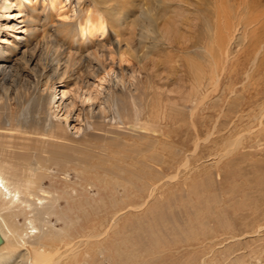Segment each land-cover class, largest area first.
Instances as JSON below:
<instances>
[{
  "label": "bare ground",
  "instance_id": "6f19581e",
  "mask_svg": "<svg viewBox=\"0 0 264 264\" xmlns=\"http://www.w3.org/2000/svg\"><path fill=\"white\" fill-rule=\"evenodd\" d=\"M94 1V5L99 8L110 2V14H114L116 19H119V16L124 20L129 17L130 11L120 13L118 10V0H107V3H104V0ZM195 7V3L189 0H148L141 5L139 17L131 28L134 36L140 41H148L149 46L141 45V50H147H143L141 57L138 55L140 61L150 58L157 44L161 43L168 44L170 48L180 52L182 59L170 58L166 61L169 72L167 76L156 69V75L148 74L150 80L145 85L146 108H143L140 103L142 100L139 101L136 93L130 89V110L118 103L119 94L116 93L109 95L106 100L107 107L100 108L104 112L105 108H109L114 114L115 122L123 123L131 116L127 129L136 132L139 140L132 152L135 159L138 157L135 161L142 166H139L142 172L139 174L138 171L133 175L137 181L127 179L129 184L136 188L134 193L122 187L124 192L116 194L119 181H109L107 174H104L95 175V183H88L96 185L104 193L88 196L85 194L88 186L83 182L70 181L67 175L59 177L52 173L53 165L60 168V173H67L72 169L77 172H98L99 168H102L105 173L110 170L93 163L96 157L92 156L89 147L85 144L76 146L70 143L63 127L55 124L50 93L41 92L40 88H37L35 97L23 105L14 119L7 118L4 124L0 123V264H133L137 261V255L143 253L148 254L145 255L148 258L142 264H152L158 255L162 257L163 254L175 257L174 263L170 264H264V201L259 204L243 201V197H238L236 201L232 198V201L225 204L224 193L207 191L210 178L208 183L201 179V176L208 172L201 173L203 168L206 169L209 165L217 170L222 159L228 157L237 160L238 164L250 163L246 164L244 169L241 168L242 176L260 174L259 177H263L264 158L256 159L250 153L252 160L247 161L245 152L241 154V150L248 141L246 146L253 147L252 151L264 149V100L255 107L256 109L249 111L252 112L249 114H253L251 120L257 122L259 129L257 127L254 130H245L246 132L239 133L240 135L224 139L222 144L221 138L217 139L221 136V115L229 112L237 115L238 120L243 118L240 116L241 104L238 102L239 99L242 100L243 95L238 93L239 90L233 82L222 81L227 60L232 54V45L236 44L240 48L242 42L248 38L247 25L242 24L240 28L234 25L229 30L225 28L224 22L223 26L220 25L222 30H219L220 33L216 37L215 20L206 18L208 15L204 14L205 11L202 15L199 14V9ZM188 10L192 11L191 15L185 17ZM37 12L34 7L31 23L29 21L23 29L26 34L22 37L26 42V49L30 51H33L38 42L35 39L33 42L29 37L38 36L40 20L47 18ZM102 18H87L73 33L69 24L55 27L56 44L61 41L64 45L68 44L72 50H90L91 58L101 65L100 49L102 55L112 53L117 48L115 37L94 40L89 37L84 39L82 35L99 33L98 37L104 36L107 30ZM160 20L164 21L162 26ZM201 24L206 27V40L202 41V44L198 38L193 39ZM21 43L17 41L14 44L15 49H9V52L14 54ZM252 45L250 43L247 47H253L252 52L250 51L252 55L249 54L254 66L264 50V33L259 35ZM94 46L98 49L92 51ZM245 49L244 52L247 53L248 49ZM72 50H61L56 55V61L61 63L64 60L65 64L59 65L58 70L52 69L57 78L69 73L71 65L78 64V52ZM7 52L5 48L0 47V76L10 79L9 82L2 79L4 82L0 83V105L5 111L13 99L8 96L12 83H15V91H20L16 78L19 72L6 63ZM35 57L34 51L31 52L27 60L23 58V64L30 68ZM29 73L33 71L29 70ZM43 75H48L45 69ZM244 75L242 85L248 87L253 73L246 68ZM118 77L122 80L123 75L119 74ZM158 79L160 83L157 82ZM227 88L233 100L227 110L223 111L219 109V101L223 99L224 93L228 92ZM32 107L35 108L34 112ZM209 107L214 109L211 125H208V118L213 112L207 110ZM183 129H186L187 138L191 140L178 144L176 137L179 132H184ZM255 133L256 136L252 137ZM132 136L135 137L133 133ZM189 141L195 146L194 150L188 145ZM207 145V154L200 156L199 150ZM103 151L104 149L97 153ZM105 152L103 154L108 155ZM237 153L242 157H234ZM257 154L260 155L261 152ZM208 159L211 161L206 162ZM168 170H172L169 175L166 174ZM195 171L196 174L198 171L197 176ZM47 176L53 178V184L45 186L44 179ZM163 178L167 180L164 182ZM83 180L87 181L86 178ZM167 182L174 183L175 186H172L175 189H170L171 192L168 188L169 194L165 192L169 195L167 199L160 196L159 203L150 209L151 215L146 217L149 211L146 212L144 218L136 219L135 224L121 235L120 224L125 215L133 214L153 201L159 192L167 189ZM145 183L149 184L148 188H145ZM71 189L77 192L76 196L71 195ZM136 191L140 192V195L135 198L133 195ZM237 191L241 192L240 188ZM203 199L207 201L204 202ZM198 201L203 202L205 206L201 208L203 203ZM236 203L242 205L237 214L238 218L233 215V221L227 225L213 224L216 221L212 219V213L215 215L217 211L224 210L232 214L237 210L234 206ZM54 216H59L66 225L57 228L53 222ZM86 222L88 226H85ZM191 224L192 227L188 228ZM250 239L260 240L251 242ZM138 242H144L146 247L142 246L136 251L135 245ZM128 244L133 246L132 250L124 248Z\"/></svg>",
  "mask_w": 264,
  "mask_h": 264
},
{
  "label": "rangeland",
  "instance_id": "374dc122",
  "mask_svg": "<svg viewBox=\"0 0 264 264\" xmlns=\"http://www.w3.org/2000/svg\"><path fill=\"white\" fill-rule=\"evenodd\" d=\"M147 1L148 0H118L119 4H117L118 6L117 8L120 11V13L123 11L125 13L130 11L129 17L126 20H124V18L121 16L118 17L119 19H116L114 14L113 15L110 14L109 4H108L110 2L107 3V0H104V3H107V5H103L100 8L97 7V5H94L95 4L93 3L95 2L94 0H0V47H2L3 49L5 48L8 51L6 53L8 55V58L6 59L7 60L6 63L11 65V67H13L14 70H18L19 72V76H17L16 78L19 84L18 87L20 89L19 92H16L15 83H12V87L9 90L8 96L12 97L13 99L9 102V108L6 111L5 108L0 105V123L4 124L7 118L14 119L17 116V114H19V110L23 107V105L27 104L29 100L35 97L34 94L37 92V88H40L41 92L44 91L47 94L50 93L52 95L51 106L53 108L52 111H54L55 114V116L53 117L55 124L59 127L60 126L63 127L64 131L66 132L67 139L70 141V143L75 144L76 146L85 144L89 147L88 149L89 151H91L90 153L92 154V156L96 157L95 160L93 159V163L100 164L103 168H107L108 170H110V172L105 173L104 169L99 168L98 172L95 171L90 172L88 170V171H83L84 172L83 173L80 172L79 170L77 172V170L72 169L67 173H60L59 171L60 168L58 166L53 165L51 167L52 173L57 174L59 177L67 175V178L70 181L76 180L79 182H83V184L87 185L88 190L85 191V194L88 196H96L99 193L100 194L104 193L103 190H101L99 187H96V185L88 184V183H95L94 182L95 175L107 174L109 181H111L112 179L118 180L120 183L118 187L120 189L117 188L116 194H119L124 192V189L121 190L122 187H125L129 191H132L134 193V190H136V188H134V186L129 184L127 179L129 178L135 182L137 181V179L133 175L135 173H138V171L139 174L142 172L140 168L142 166H140L139 162L135 161L137 160L138 157H136L135 159V156L132 152L133 148L139 142V140L137 139L138 138L137 134L136 132H132L131 130L127 129L131 121V116L129 119H125L123 123L117 121L115 122L113 119L114 114L109 110V108H105L106 109L105 112L100 110V108L105 106L107 107L108 104L106 103V100L108 99L109 95L116 93L119 94L118 103L125 106L126 110H130V102H131L130 98L132 97V94L129 93V89L131 91H134V93H136V95L135 94L134 95L138 97L139 101L142 100V102L140 103L143 106V108H146L147 101L145 96L146 94L145 85L147 84V81L150 80L148 74L156 75L155 71L159 70L162 73H164L165 76H167L169 72L167 71L166 61L170 58L182 59L181 57L182 54H180V52L170 48L168 44L161 43V44H157L155 49L150 54V58L142 59L141 60L142 62L140 61L141 59L140 57L142 56L143 50L144 51L147 50L146 48L141 50L142 47L141 45L145 44L149 46L148 41H144V42H142L143 40L140 41L139 38L134 36V33H132L131 28L134 27V21H136L137 17H139L141 11L140 10L141 5ZM189 1H193L195 3L196 5L195 8L199 9V14L202 15V13H204L205 11L204 14L208 15V17L206 16V18L215 20L214 22H215L216 37L217 34L220 33L219 30L220 31L222 30L221 26L224 25V22L226 24L225 28L227 27L229 28V30H231L234 25H237V28L242 27L243 26L242 24L247 25L246 35L248 36V38L242 42L241 46H239L240 48H238L236 44L232 45L230 49L231 50L230 54L232 53L233 55L231 54L230 59L227 60L228 62L226 63L225 74L222 81L224 83H229L230 81L233 82V84L237 86L239 90L238 93H240V95L241 94L243 95L242 100L241 99H239L240 101L238 100V102H240L239 104H241L240 112H242V115L240 116H243V118L241 120H238L237 115L229 112L220 116L221 136L217 137V139L221 138V144H222L226 139L228 138L230 139V137L237 136L239 133H243L245 130L248 129L254 130L255 128L258 127L257 122H253V120H251L253 114H249L252 113L249 111L257 107V105L264 100L263 99L264 98V50L261 52L259 61L256 62V64L253 66V60H250L253 47L249 46L250 48L249 49L247 46L250 43L252 45L256 41V39L259 38V35H262L264 33V25H263L264 0H189ZM90 5L92 6L94 5V6L92 7ZM34 7H36L37 9L38 11L37 13L39 14L42 13V15L47 16V18L43 17L40 20V26L37 31L38 36L35 38L34 36L29 37V39H31L33 42L36 40L38 43L36 42L37 44L35 43L36 45L32 49L34 51V54L36 55L35 61H33L30 64V68H28L26 65L23 64L24 62L23 58L27 60L30 56V53L33 51L26 49V42H24L22 36L26 34V32H23L24 27L29 24V21L31 23V13ZM191 12L192 11L188 10V12H185L184 16L186 17V15H191ZM98 17L101 18L103 17L102 19L105 21V26L107 30L105 35L104 36L99 35L98 37L99 33H95V34L91 33V35L90 34L82 35V38L87 39V37H89L94 40H97V39H105L108 36H113L115 37V41L117 43V48L114 49V51L110 54L106 53L102 55L100 49L99 55L102 61L101 65H99L97 61H94V59L91 58V56L89 55V52H91L90 50L84 48H78L77 50L76 49L72 50L71 48H69L68 44L64 45V43L61 41L58 44H56L57 41H56L55 27H58L61 24L62 25L69 24V26L71 27L70 29H72L71 32L73 33L74 29L79 28V26L83 24L87 18H90L91 20L93 19L95 20ZM240 19L242 21H240ZM41 21L44 22L42 23ZM239 21L241 24L239 23ZM159 23H161L162 26L164 21L160 20ZM198 30H199L198 34L197 33L194 34L195 36L193 35V39L198 38L202 44V41L204 42L206 40L204 34L206 27H204V25L201 24ZM201 37L204 38L202 39ZM17 41H21L22 43L18 45L16 52L14 54H11L9 52V49H15L14 44ZM88 45H90V42ZM245 48L248 49L247 53H245L246 52ZM66 49L69 51L72 50V52L73 51H76V53L78 52L77 57L79 58V61L77 65L73 64L70 66L69 73L60 75L61 77L63 76L65 78H60L59 76L60 78L59 79L53 74L52 69L55 68L56 70H58L59 65H65L63 63L64 60L61 61V63L60 62L58 63L55 57L61 50H66ZM96 49H98V47L94 46L92 51H95ZM138 50L139 52H136ZM138 55H140V57ZM224 59L225 58H223V60ZM154 62L155 64H153ZM222 64H224L223 61L221 62V65ZM244 67H246L248 70H251V72L253 73L254 79L252 78L250 84H248L250 86L248 87L246 86L243 87L242 85L243 83L242 81L244 79L245 76L244 74L246 70V68ZM43 69H45V72H47L48 75H43ZM29 70H32L33 73H29ZM119 74L123 75L122 80L120 78L121 76L118 77ZM48 76L49 77L51 76V79H49ZM7 78H3L2 76H0V83L4 82L2 79L7 80L9 82L10 79ZM157 82L160 83V80L158 79ZM226 91H228L229 93L228 92L224 93L222 97L223 99L219 101V109L220 110L223 109V111L224 109L227 110V107L231 105L230 102L233 100V97L232 100L230 98L231 95L230 90L227 88ZM165 98L166 97H164V99ZM34 109L35 108L32 109V112H34ZM207 110L213 112L212 116L208 118V125H211L214 119L213 117L214 109L209 107L207 108ZM247 114H249V116ZM183 130L184 132L183 133L179 132V135L176 137V141L178 144H182V141L186 143L185 140L188 141L190 139L187 138L188 133H185L186 129ZM124 132H126V134ZM132 133L135 135V137L132 136ZM253 136H256V133L252 135V137ZM181 137H185L186 139ZM202 137H206V136L202 135ZM262 137L264 138V135H262ZM119 139L120 140L123 139V140L120 141ZM125 139H127L128 141L130 140V142H127V140ZM135 140L137 141L135 142ZM248 142H246L245 148L241 150V154L242 153L244 154L245 152L247 161L252 160V156L256 159H258V157L264 158L263 157L264 149L262 151L257 149L258 152L254 150L252 151L253 147L246 146L248 145ZM122 143H126V144H122ZM129 144H131V146ZM188 145L191 146L192 150L195 149V146L191 145V142L190 144L188 143ZM208 147L209 145L203 147L201 151L199 150L200 156H203V154H207ZM100 148L102 150L104 149L103 153L106 151L105 154L108 155H104L102 152H99L98 154L97 153L98 151H102ZM259 152L263 154L262 157H260L261 154L260 155L257 154ZM100 153L102 155H100ZM250 153L253 155L251 156ZM241 154L240 155L238 153L237 155L234 154L235 155L234 157L238 159V157H240ZM130 156H132L131 159ZM97 157L98 159L100 157V159L98 160ZM209 161H211V159L206 160V162ZM237 162H238L237 160L228 157L225 160L222 159V161L219 163L221 165L217 168V170H215L214 167L209 165L206 169L203 168V171H201V173L204 171H208V172L207 174L201 176L202 181L206 183L210 181L207 186L208 188L207 191L209 192L213 191L212 193H216V194L220 192L224 193V200L226 202L225 204L229 203L232 200L236 201V198L238 199V197L239 198L243 197L244 199L243 201L246 200L247 202L253 201L259 204L263 203L264 172H263V177H259L260 174H258V176H253V175H248V177L245 175L242 176L241 168L244 169L246 167V164L250 165V163L247 162L242 164L241 162H239L238 164ZM137 163H139V165H136ZM111 165L113 167H111ZM117 165H121V166H117ZM125 167L128 168L126 169ZM171 172L172 170H168L166 171V174L169 175ZM212 172L213 174H211ZM83 178H86L87 181H84ZM163 179L164 182L167 180L166 178ZM239 180L241 181L238 183L237 181ZM261 180L263 181V184ZM167 183H169L167 189H165V191L163 189L161 193L159 192L157 194L158 197L156 195L153 201H151L149 204H146V206H144L139 211H136L133 214L131 213L125 215V217L121 220V224H120V232H122L121 235L127 230V228H130L132 224H135L136 219L144 218L146 212L149 211L146 217L150 216L151 215L150 209L154 206V204L159 203L158 201L160 199L159 198L160 196L162 198L167 199V197L169 196L167 195L169 194L167 193L168 188H169V192L172 191L170 189H175L173 188L175 187L174 183H170V182ZM50 184H53V178L47 176L44 179V185L48 186ZM145 184H144L145 188H148L149 184L147 183ZM238 188H240L241 192L237 191ZM242 191L245 192L242 193ZM76 194L77 192L74 189H71V195L76 196ZM136 195H140V192L136 191V194L133 196L136 198ZM203 200L204 202L207 201L205 199ZM138 202L139 201H137V203ZM198 203H203V202L198 201ZM203 204L201 205V208L205 206V204L204 205ZM234 206L235 208L237 207L236 208L237 210H235V212L232 214L224 210L222 212L220 210L217 211L218 213L216 212L215 215L214 213H212L214 215V216L211 215L212 219L216 221L213 222V224L215 223L220 225H225V224L227 225L228 222L231 223L233 221V215L234 217L238 218L239 216L237 214L239 213V208L242 207V205L241 203H236L234 204ZM235 213L237 216L235 215ZM217 214L220 215L217 216ZM62 220L63 219L59 218V216L53 217V222L55 223L57 228H59V226L60 228L61 227L63 228L66 225V222ZM21 221H23V219H21ZM88 225H89L88 222H86L85 226ZM195 226L197 228L196 224ZM191 227L192 224L189 225L188 228ZM256 238H262V237L256 236ZM259 240L260 239L257 240L250 239L251 242H257ZM142 246L146 247L145 243L138 242L135 245V250L138 251V248ZM124 248H128L132 250L133 246L131 247V245L128 244L127 247ZM143 254L137 255V259H136L137 261H135L137 264H142L143 261L146 258H148L145 257V255L148 256V254L145 255ZM169 257H167L166 254H163L162 257L161 255H158V257H156L154 261H152V264L174 263L175 257L174 258L172 256Z\"/></svg>",
  "mask_w": 264,
  "mask_h": 264
}]
</instances>
